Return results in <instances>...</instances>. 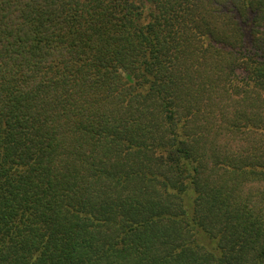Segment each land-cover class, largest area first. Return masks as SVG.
<instances>
[{"label": "trees", "instance_id": "trees-1", "mask_svg": "<svg viewBox=\"0 0 264 264\" xmlns=\"http://www.w3.org/2000/svg\"><path fill=\"white\" fill-rule=\"evenodd\" d=\"M0 264H264V0H0Z\"/></svg>", "mask_w": 264, "mask_h": 264}]
</instances>
